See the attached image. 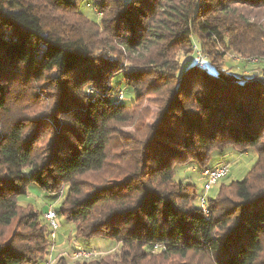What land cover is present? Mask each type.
I'll return each mask as SVG.
<instances>
[{
    "label": "trees",
    "instance_id": "16d2710c",
    "mask_svg": "<svg viewBox=\"0 0 264 264\" xmlns=\"http://www.w3.org/2000/svg\"><path fill=\"white\" fill-rule=\"evenodd\" d=\"M92 1L99 22L76 0H0V264L46 263L55 231L18 204L31 184L66 189L55 210L80 243H116L74 264H264V0ZM228 54L257 67L236 75ZM20 84L30 116L8 114ZM112 139V177L83 180ZM229 150L255 163L203 210L174 168L201 173Z\"/></svg>",
    "mask_w": 264,
    "mask_h": 264
},
{
    "label": "rangeland",
    "instance_id": "374dc122",
    "mask_svg": "<svg viewBox=\"0 0 264 264\" xmlns=\"http://www.w3.org/2000/svg\"><path fill=\"white\" fill-rule=\"evenodd\" d=\"M93 3L94 1L92 0H76L77 7L83 15H85L92 21L99 22V16L97 15V12L93 8ZM254 61L255 59L250 58L249 61H246L249 64L246 63L244 65L241 59H238L236 56H232L231 54H228L224 60L225 67L228 68L231 67V72L236 75H238L239 71L243 72L244 70H247L244 72L247 73L250 69L256 68L257 66L255 65V63L257 61L255 62ZM258 62L259 64H262L261 66H264V57ZM121 79H122L121 75H116L112 81L113 87L120 88L124 92L125 94L124 96L131 98L132 94L130 93V91L125 90L121 82ZM24 87H26V85L20 84L19 87L16 88L17 90L16 93L9 96L8 106L10 112L8 114H10V116H13L16 111H20L22 114H28L30 116L33 114L35 110L33 109V107L24 105L25 103L24 95L20 94ZM39 94L45 97L41 91ZM18 103H23V104L18 105ZM148 110L149 112L147 114L145 113L143 114L144 115L143 121L147 123H151L154 119L153 113L156 112L155 105L149 104ZM5 115L7 114H3L2 117H4L3 122L6 123L7 125L11 122L10 121L11 117L9 118L8 116ZM129 129H131V127L123 128V130L126 131ZM117 146H118V142L112 139L107 149L108 162L110 164H107L104 167V169H102L99 172H93L87 174L86 176L82 177V179L93 184H98L101 183L102 181H107L109 178H111L113 175L111 170L114 164L113 155L118 150ZM255 158L256 155L253 150H247V152H245L244 154H241V152L237 150L226 151L225 154L222 157H220V159L222 160L216 162L218 165L220 164V161H222L221 164L227 163L228 174L226 177L219 180L217 184L213 185V187L206 192L205 196L208 199H213L216 197L220 185H222L221 182L230 183L231 181H239L243 177H245L252 168V166L254 165L256 160ZM174 179L177 182L193 184L195 186L197 195L200 196L203 194V186L205 181L201 173L197 170V168L194 165L176 166L174 168ZM65 191L66 189L64 188L61 194H47L43 192L40 188H38L36 185L31 184L28 186L26 194L20 195L18 197V204L21 206L30 205L39 212L42 211L44 212L47 209V207H53L56 209V207L59 205L60 200L64 197ZM196 204L198 203L196 202ZM57 223H58V229L54 232V238H52L49 252L46 254V257L44 258V261L46 262L45 264H53L55 260H57V258H59L60 256L65 257V259L67 260V264H74L75 261L82 260L85 257L89 259L93 258V256L87 251H81L84 249H92L96 251H100V250L110 251L111 255L118 252L116 243L107 239L93 238L86 244L84 242L80 243L79 240L75 237V232H74L75 226L73 223H69L61 217L57 219ZM114 247L116 248L115 250ZM78 253H80L79 256H77ZM37 264H43V262H38Z\"/></svg>",
    "mask_w": 264,
    "mask_h": 264
},
{
    "label": "built area",
    "instance_id": "2783aa9c",
    "mask_svg": "<svg viewBox=\"0 0 264 264\" xmlns=\"http://www.w3.org/2000/svg\"><path fill=\"white\" fill-rule=\"evenodd\" d=\"M196 53L198 54V60L201 63L202 60L201 54L198 51H196ZM120 98H123V94L121 92L119 93V99ZM227 173H228V165L226 164H219L215 167L205 168L201 171V175L205 181L203 186V194L200 196V206L202 207L203 210L206 209L205 193L213 187V182H219V180H221L224 176H226ZM44 213L46 214L48 220L51 221V226L53 227L54 231H56L58 229V223H57L58 217L55 208L47 207Z\"/></svg>",
    "mask_w": 264,
    "mask_h": 264
},
{
    "label": "bare ground",
    "instance_id": "6f19581e",
    "mask_svg": "<svg viewBox=\"0 0 264 264\" xmlns=\"http://www.w3.org/2000/svg\"><path fill=\"white\" fill-rule=\"evenodd\" d=\"M255 61H256V59H255ZM217 182H213V185H215ZM44 218H46L47 220H48V218L46 217V214L44 213ZM49 221V223H50V225H51V221L50 220H48ZM47 221V222H48ZM52 227V226H51ZM52 229H53V227H52ZM54 230V229H53ZM54 233V232H53ZM54 235V234H53ZM54 238V237H53ZM80 255V253H78V255L77 256H79ZM51 257V256H50ZM51 259V258H50ZM50 262V261H49ZM47 263H48V261H47Z\"/></svg>",
    "mask_w": 264,
    "mask_h": 264
},
{
    "label": "crops",
    "instance_id": "0c3cea01",
    "mask_svg": "<svg viewBox=\"0 0 264 264\" xmlns=\"http://www.w3.org/2000/svg\"><path fill=\"white\" fill-rule=\"evenodd\" d=\"M245 71H247V70H244L243 72H245ZM43 212V211H42Z\"/></svg>",
    "mask_w": 264,
    "mask_h": 264
}]
</instances>
